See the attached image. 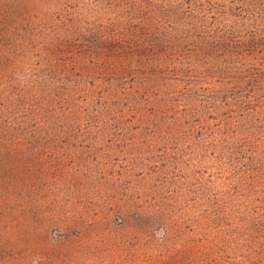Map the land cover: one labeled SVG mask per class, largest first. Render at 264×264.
Returning <instances> with one entry per match:
<instances>
[{
    "label": "rangeland",
    "instance_id": "1",
    "mask_svg": "<svg viewBox=\"0 0 264 264\" xmlns=\"http://www.w3.org/2000/svg\"><path fill=\"white\" fill-rule=\"evenodd\" d=\"M192 1L0 0V264H264V0Z\"/></svg>",
    "mask_w": 264,
    "mask_h": 264
},
{
    "label": "trees",
    "instance_id": "2",
    "mask_svg": "<svg viewBox=\"0 0 264 264\" xmlns=\"http://www.w3.org/2000/svg\"><path fill=\"white\" fill-rule=\"evenodd\" d=\"M128 2H135L138 4L137 8H135V11L138 13L143 12L144 16L143 18L139 17V19H136L137 14L131 15L132 20L131 22L133 26H138L141 25L144 26L146 25V22L144 20H147L151 24L152 22H155L156 26H154V31L153 34H159L161 28L163 27L162 24L167 23L168 25L176 22L173 19L179 17L181 14H191L193 12V7L192 5L194 4V1H186V0H149L148 2L150 3L152 9L147 8L146 6H142V2L139 3L138 0H127ZM128 5H132L135 7L133 3H130ZM140 20H143L140 22ZM178 22V20H177ZM130 24V23H129ZM139 26L137 29H132L129 30V35H124V42L125 44V49L128 51L132 52L133 54L134 51L140 52L141 54L145 55H152L155 52V49L157 47H160L163 45V41L165 40L163 37H158V36H153L152 33H149L148 36H141L139 34L138 30ZM161 36V35H160ZM164 36V34H163ZM166 46V45H164ZM165 48V47H162ZM147 52V54H146ZM152 58V56L150 57ZM145 59V58H144Z\"/></svg>",
    "mask_w": 264,
    "mask_h": 264
}]
</instances>
